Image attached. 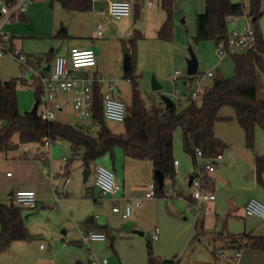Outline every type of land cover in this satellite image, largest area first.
<instances>
[{"label":"crops","instance_id":"0c3cea01","mask_svg":"<svg viewBox=\"0 0 264 264\" xmlns=\"http://www.w3.org/2000/svg\"><path fill=\"white\" fill-rule=\"evenodd\" d=\"M111 1L94 0L93 8L89 12H70L66 11L57 2L33 0L21 18L3 25L2 31H6L5 34L9 36V41L6 42L5 46L9 50L13 48V50L23 53L29 63L38 65L39 69L42 70H47L49 66H52L57 56H68L70 49L73 47L92 48L98 55V64L94 69L95 73L105 77H107L106 74L116 75L117 77L113 78L118 90L119 83L131 85L128 80L126 82L121 79L126 73L123 70L124 54L129 53L128 48L123 44V40L132 38L134 34L139 36L131 60L132 69L134 72L137 70V74H140L138 76L142 79L145 72L144 67L142 68L139 65V57L142 58V52L138 51L137 63L134 62V59L137 56V47L139 46L141 49L147 36L137 29L131 16L115 20L108 14H103V12H107ZM129 1H131L133 9L138 7L137 2ZM156 18L157 21L160 19L158 21L160 29L164 23V16L160 13L159 17ZM99 23L102 24L103 28L101 36L97 35ZM62 26L66 28L70 36L68 39L62 40L57 37ZM156 30H158V27L155 28ZM161 43L169 42L161 41ZM50 52L52 56L48 58ZM216 52L218 54V47ZM3 57L4 55L1 58ZM176 59V56L172 57L174 65ZM14 60L16 61L15 58ZM17 64L20 67L18 62ZM85 73L84 71L78 72L79 75ZM31 77L32 74L30 73L27 74L25 79L31 82ZM180 79L184 87L189 85L190 79L185 78V73ZM209 80H207V83L212 85L208 82ZM59 99L63 105V112L59 114L61 115L65 113L67 108L71 107V96L60 95ZM123 101L126 106H130L132 96L131 100ZM155 105L166 107L163 102L162 104L156 102ZM226 108L230 107H225L219 112V116L225 118V120L218 121L214 126L216 137L226 144L225 149L219 154L222 158L216 160L217 155L212 159L201 158L197 160L201 165L209 161L215 164V170L210 174V178L216 200L210 204L211 212L209 214H197L187 209L190 201V177L197 170L192 157L180 146L177 147L175 142L174 157L175 161H178V164L175 165L176 178L173 183L165 178L164 185L167 186V195L163 198L158 196L154 198L146 197L147 186L154 182L155 171L152 162L129 158L119 147L115 149L113 156L107 154L92 165L94 175L91 173L88 180H84L85 185L78 182L75 184L69 172L63 176L60 173H55L57 176L51 179L49 174L44 172V169L48 168L45 166L42 174L50 180L51 190L49 194V190L46 188V192L43 191L42 185L36 182L30 173L29 177L16 181L14 184L16 188L10 195L13 196L14 200V194L17 190L33 189L38 194L40 205L49 196H55L57 192H60L59 188L62 186L63 191H65L61 192L63 193L62 200L64 197L72 195L76 197L69 204V207L72 209L73 218L77 222L75 225L79 224V226L77 225L78 236L73 237L71 242L83 245L85 242H83V239L81 240V237L88 231L104 232L110 239L109 245L113 255L117 256L121 264H147L149 255L141 250L138 256L134 255L130 258L127 255L125 256V249L123 248L125 244L121 240L115 241L116 235L121 234V238L126 239V243L140 242L143 245L145 242L141 239L137 240L135 237L145 236L147 233V246L151 243L154 257L162 260H174L177 264H264V253L250 248L242 250L239 262L236 263L230 259L234 250L228 249L230 246L229 236L243 234L264 236V223H259V221L264 222V219L249 217L245 212V205L251 198H255L264 204V172L259 173L256 166V158L259 155H264V132L256 130V141L262 145L258 146L255 151L249 149L245 133L236 119L234 109L230 108L234 111L230 113L225 112ZM109 122L106 123L110 128ZM88 123L89 125H85L84 130L91 132L94 123L92 121ZM76 125L80 126V124ZM41 144L44 148L47 147L44 142ZM39 151L41 153L38 154V158L49 164L52 171V161L45 159L49 154L41 151V149ZM100 163H104L105 167L115 173L118 183L122 186L115 196L96 192L95 190V170L97 166L102 165ZM91 176H93V183L92 186H89L88 182ZM7 177L12 178L13 175L7 173ZM60 178L62 179L61 186H56V182ZM67 180L69 181L67 182ZM74 201H78V204ZM138 201L141 202L140 207L135 210L131 218L124 219L122 217L125 224L116 232L117 229L109 224L111 218L109 217V207H111L112 213L117 214L113 211L114 206L123 210L127 202L136 203ZM69 202L71 200H68ZM12 205H16L15 200ZM59 205H62V201ZM93 214H96V216L94 217ZM156 229L159 231V239L152 241L150 235ZM137 232H142L143 235ZM62 233L67 235L68 231L64 230ZM29 235L31 238L30 232ZM86 244L90 253L93 248H98L93 246L94 244L104 245L106 243L89 242ZM218 251L226 252L228 258H220ZM69 253L71 257L68 258V264L85 263V254H77L73 249ZM107 254L109 255V252ZM91 255L92 253L89 258ZM110 257H113L112 253ZM105 258L108 257L102 259ZM89 260L91 262V259ZM107 264H110L109 259Z\"/></svg>","mask_w":264,"mask_h":264},{"label":"trees","instance_id":"16d2710c","mask_svg":"<svg viewBox=\"0 0 264 264\" xmlns=\"http://www.w3.org/2000/svg\"><path fill=\"white\" fill-rule=\"evenodd\" d=\"M59 3L66 11L89 12L94 0H48ZM264 0H252L249 15L254 17V27L257 36L256 50L238 55H230L235 65V75L225 77L218 75L213 78L211 87L204 91L197 101L184 111H178L176 104L171 108L153 105L146 107L141 101V90L138 76L134 70L125 73L124 77L132 85V103L127 106L124 121L125 130L116 134L107 126L103 119V110L99 91L96 92V102L93 121L101 124V130L92 134L81 126L71 125L60 121H44L37 113H22L19 109L18 85L27 84V79L13 78L8 81L0 79V151L15 147L13 138L18 135L23 143H42L49 138L52 143L66 140L76 149L82 147L83 164L86 170L107 154L114 155L116 148H121L124 154L136 160L150 161L154 171H160L172 183L176 178L174 157V134L178 129L183 133L184 151L197 163V150L204 158L212 159L219 155L226 144L216 137L214 126L218 121L225 120L219 116L221 109H234L236 119L243 129L249 149L254 148L255 130L264 131V42L258 29L261 13L258 7ZM174 3L175 0H161L166 12V21L158 32V39L164 42L174 40ZM244 3H234L232 0H205V11L197 16L195 42L214 41L218 46H226L230 32L227 18L245 14ZM65 40L70 36L64 26L57 34ZM139 36L134 34L130 39L123 40L131 58ZM3 43V42H2ZM4 44V43H3ZM11 52L15 51L13 48ZM52 53L48 54L51 58ZM199 74V73H198ZM191 81L194 77L189 78ZM37 102L42 99V89L33 85ZM199 102V104H198ZM175 103V102H174ZM162 104V102H161ZM259 173L264 172V156L256 158ZM156 194L166 197L167 186L160 188L154 176ZM213 192L212 185L208 188ZM22 207L0 202V253L7 250L14 241L30 239L26 228ZM230 250L247 249L264 253V236L252 234L231 235ZM246 241V242H245ZM245 242V243H244ZM149 260L147 264H166L165 260L154 257L152 245H148ZM76 264H82L77 262ZM172 264H177L174 260Z\"/></svg>","mask_w":264,"mask_h":264},{"label":"rangeland","instance_id":"374dc122","mask_svg":"<svg viewBox=\"0 0 264 264\" xmlns=\"http://www.w3.org/2000/svg\"><path fill=\"white\" fill-rule=\"evenodd\" d=\"M133 1L138 3V7L132 10L131 19L133 23H136L137 29L147 36V39L144 41L145 44L141 49L139 46L137 47V56H135L134 59V62L137 63L138 51H141L142 58L139 57V65L145 69L143 73L144 78L141 79V77H139L140 74H137V70H135L134 73L137 76L139 75L141 101L144 106L151 107L155 105L156 102L160 104L162 102V96H171L176 94L177 91L180 96H189L196 90L194 81L189 80V85L184 87L181 79L177 81L173 80L174 72L179 69H182L185 73V78L187 77L189 47H192L197 56L199 74L212 71L215 76L221 74L225 77H233L235 75V65L232 57L229 55L220 57L216 52L217 45L214 41L195 42L197 28L196 16L205 11V0H175L173 15L174 40L170 43H161L158 39V21L160 19L157 21L156 17H159L161 13L164 16L163 22L166 21V12L162 8L161 0ZM232 1L234 3L243 2L246 13H249L252 0ZM258 11L261 13L258 20V29L264 42V1L259 5ZM156 27H158V30L155 31ZM233 28L234 25L230 23L229 29ZM3 33L7 32L3 31ZM5 45L6 43L2 46V48L5 49L4 57H0V78L4 81H8L13 78H19L21 70L14 58L8 53L9 49L6 48ZM173 56L177 58L175 65L172 63ZM106 76L108 79L117 77L114 74H106ZM123 77H121V79L127 82ZM153 77L164 86L162 91H152ZM208 82L212 84L213 79ZM126 84L119 83L118 93L122 100L128 101L131 100L132 87ZM18 100L19 109L22 113L32 111L37 99L35 89L31 82L18 85ZM186 100H183L181 103L175 100L178 111H184L191 105V100ZM225 110V112H234L230 108H226ZM59 119L61 122L71 125L80 124L83 129H85V125H89L88 122L78 121L73 114L72 107L67 108L65 113L59 115ZM108 124L115 133L124 132L123 123L112 121ZM2 126L3 121L0 120V128ZM91 128V133H96L93 127ZM256 130L261 129L256 128ZM261 131L264 132L263 130ZM13 141L15 143L13 149L0 151V202L12 205L14 200L10 193L16 188L14 184L17 180L29 177L30 173L33 175L35 181L42 185L43 191L46 192L47 188L49 190L48 194L50 193V180L42 174L45 166L50 170V165L38 158V154L41 153L39 149L50 155L52 172L60 173L62 176L69 172L75 184L78 182L85 185L84 172L86 168L82 161L84 148L80 147L73 153L70 143L66 140H57L51 145V148H44L41 143H23L18 135L14 136ZM174 142L177 147L180 146L182 150L184 149L183 133L181 129L175 132ZM260 145L262 144L257 142L255 138L253 150L255 151ZM262 156L264 155H259L258 157ZM67 159L69 161H66ZM100 164L105 166L104 163ZM7 173H10L13 177H7ZM92 175H94V171ZM61 183L62 179L60 178L57 180L56 186H61ZM92 183L93 176H91L88 185L92 186ZM59 190L60 192H65L62 186ZM95 190L96 192H101V188L98 186H95ZM54 198L55 196L53 195L51 197L49 196L43 201V204H40L36 209H23L24 222L32 237L28 241L12 242L7 250L0 254V264H68V258L71 257L69 251L72 249L77 254L86 255L84 264H91L89 260V255L91 253L97 260L108 257L107 259H109L110 264H121L117 256L113 255L109 244H94L93 246L98 248H93L89 253L86 243H83V245L76 242L72 243L71 240L73 237L78 236L77 227L79 224L75 225L77 222L73 218L72 209L69 207V204H71L72 200H75L76 197L74 195L64 197L62 205H57ZM68 200H71V202L68 203ZM75 202L78 204V201H74V203ZM109 211V217H111L109 224L115 227L117 232L119 228L123 227L125 221L122 219L121 215L112 213L111 207H109ZM93 216L95 217L96 214H93ZM259 223L261 224L264 222L259 221ZM64 230L68 231L67 235H63L62 232ZM147 235L148 233L145 234V236L135 237L137 240H143L145 242L143 245H141L140 242L126 243V239H122L121 234L116 235L115 241L121 240V242L125 244L123 245L125 256L127 255L130 258L134 255L138 256L141 250H144L148 254ZM82 239L83 236L81 237V240ZM107 252H109V255ZM111 253L113 256L112 258L110 257Z\"/></svg>","mask_w":264,"mask_h":264},{"label":"built area","instance_id":"2783aa9c","mask_svg":"<svg viewBox=\"0 0 264 264\" xmlns=\"http://www.w3.org/2000/svg\"><path fill=\"white\" fill-rule=\"evenodd\" d=\"M33 0H0V57L5 53L2 48L3 43L9 41V36L2 31L4 24L18 20L26 13L29 5ZM133 5L129 0H112L109 4L107 12L115 20H121L129 17L132 14ZM227 22L234 25L230 29L226 46H218V55L220 57L227 55L246 54L256 50L257 36L254 27V17L245 13L243 15H234L227 18ZM103 34L102 24L97 26V35ZM3 42V43H2ZM16 61L20 64L21 75L20 78L25 79L27 74H32V85H38L42 89V99L38 107V114L47 122L60 121L59 114L63 112V105L59 99L60 95L71 96V107L74 116L80 122H93L94 130L96 132L101 130V124L93 121V114L96 102V92L99 91L102 102L103 119L106 122L114 121L124 123L127 115V106L125 102L119 97V90L115 83V79L111 77L108 79L105 76L95 73L94 69L98 64V55L92 48H78L70 49L68 56H57L49 70L39 69L40 67L28 62L27 57L18 51H8ZM86 72L84 75H79L78 72ZM184 74L182 69L174 72L173 80H179ZM188 78H191L187 75ZM194 77L196 90L189 96H180L178 93L172 95L170 98L175 102L181 103L183 100L189 99L197 101L201 94L208 90L211 85L207 80L215 77L212 71L204 74H197ZM47 147L51 148L53 144L49 138L43 140ZM198 160L203 157L202 152L197 150ZM218 155L216 160L221 159ZM46 160H51L50 155L45 157ZM178 161L174 162L177 165ZM196 173L190 181V201L187 209L197 214H209L211 212L210 204L216 200L214 192L208 188L212 185L210 174L215 170V164L212 161L201 165L198 161L196 163ZM50 178L57 176L48 168L44 169ZM69 180H67L68 182ZM95 185L101 188L103 194L117 195L122 186L118 183L115 173L105 166L99 165L95 170ZM156 185L154 182L147 186L146 197H156ZM63 193L57 192L55 194V201L57 205L61 204ZM16 205L27 208L36 209L39 206L40 199L38 194L33 189H20L14 194ZM141 202H127L125 208L114 206L113 211L120 214L124 219H129L134 215L135 210L140 207ZM245 212L249 217L264 219V204L255 198H251L245 205ZM150 239L157 241L159 239V231L154 230ZM83 242H103L110 243L108 235L104 232L91 230L83 235ZM246 242V241H245ZM244 242V243H245ZM218 255L222 259H227L226 252L218 251ZM242 255V250L237 249L233 251L232 259L234 262H239ZM91 264H107L108 259L97 260L94 256H90Z\"/></svg>","mask_w":264,"mask_h":264},{"label":"water","instance_id":"95a60500","mask_svg":"<svg viewBox=\"0 0 264 264\" xmlns=\"http://www.w3.org/2000/svg\"><path fill=\"white\" fill-rule=\"evenodd\" d=\"M189 51V58L187 59V75L190 77H193L195 75L198 74V69H199V64H198V59L197 56L194 52V50L192 49V47H189L188 49ZM50 69V66L47 68V70ZM123 70L127 73L130 72L132 70V60H131V56L130 54L127 52L124 54V60H123ZM163 89L162 84L155 78H152V90L155 92L161 91ZM162 102L165 104L166 108H171L175 105V103L173 102V100L169 97V96H162ZM38 107H39V103L36 102L33 109H32V113L34 115H36L38 113ZM76 127H79V125H76ZM92 173V170L88 169L85 170L84 172V180L87 181L88 178L90 177ZM155 176L157 179V182L160 186V188H163L164 183H165V176L163 173H161L160 171H155ZM192 177H190V181L192 180ZM141 235H143L142 232H137ZM173 260H165L166 264H172Z\"/></svg>","mask_w":264,"mask_h":264}]
</instances>
